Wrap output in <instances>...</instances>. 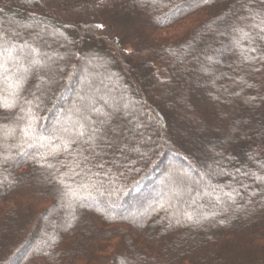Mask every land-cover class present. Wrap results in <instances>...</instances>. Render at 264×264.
Segmentation results:
<instances>
[{
  "label": "trees",
  "instance_id": "trees-1",
  "mask_svg": "<svg viewBox=\"0 0 264 264\" xmlns=\"http://www.w3.org/2000/svg\"><path fill=\"white\" fill-rule=\"evenodd\" d=\"M0 64V264H264V0H0ZM175 148L190 199L94 208L148 197Z\"/></svg>",
  "mask_w": 264,
  "mask_h": 264
},
{
  "label": "rangeland",
  "instance_id": "rangeland-1",
  "mask_svg": "<svg viewBox=\"0 0 264 264\" xmlns=\"http://www.w3.org/2000/svg\"><path fill=\"white\" fill-rule=\"evenodd\" d=\"M65 30L66 32H68L67 28ZM51 38L53 42H55L58 39V36L56 35V33H52ZM19 57L23 60L30 58L29 54H27L26 52H24V54H21ZM107 57L109 60H106ZM86 60H88L91 63H94V64L96 63L97 65H100L99 67H101V69H105V71L107 72L117 71V69L119 68V64H117V62L112 57L108 56L105 53H104V56L103 54L99 55L95 53H88ZM100 76L101 74L99 73V71L94 72L91 75V77L88 78V81L84 80L82 82L75 83L73 85V90H77V88H82L81 91L83 89H87V87L90 84H93V81L95 79H98ZM65 100L66 99H63L61 102H65ZM52 101L57 102L51 99V103ZM92 107L93 105L89 103L85 105L86 112H84L83 114L84 117L87 115L89 117V115L92 113V110H91L93 109ZM56 112L60 113L61 115L63 114L65 115V112L63 111L62 113L59 112L58 107H57ZM50 114H51V118L47 120L45 124V128H44L45 130L43 129L44 131H49V130L51 131L52 128H55V124L53 121L57 119L58 115L57 113H55V111L52 112V110L50 111ZM158 115L160 119L164 118L166 120V125L169 126V122H170L169 117H167V115H165V117L164 116L162 117L160 113H158ZM95 131L98 133V130H95ZM129 134L135 135L134 133H131V132H129ZM187 154L188 153L184 149L178 151V149L176 148L172 152L171 150H169L167 153L163 154L162 162H159V165H157L156 167L157 168L156 170L159 169L160 175L158 179L156 180V183L153 186L151 192H149L148 197L147 196L146 197L145 196L143 197L135 196L134 198L129 197L123 200H118L117 198V200L114 201L115 203L112 204L113 202H110V201L113 200L112 199L113 197L111 195H105L104 201H101L99 199V201L97 200L94 202L93 204L94 208L100 212L108 210L107 211L108 213H114V214L120 213V214H123V216H127L128 218H135V219L144 216L151 207L154 208L155 206H157L158 203H161V202H166V204H168L169 206V210L172 211L173 209L171 208H175L177 206L178 199L180 198L181 194L187 196L189 199L191 198V195H189V193L191 192V190L194 187L193 185L197 181L196 178H199V179L202 177L204 178L202 167L191 163V159L187 156ZM135 161L138 162L137 159H135ZM186 170L190 171V173H187ZM174 172H177V173L183 172L185 174V178L184 179L180 178L177 185L172 186V184L169 183V180H170L171 174ZM182 203L183 201L180 202V204ZM185 209L187 210V207ZM38 234L39 232L37 231V235ZM35 242H36L35 238L33 242H29L26 246L27 250L31 248H35L36 246ZM13 259L14 258H12L11 260L12 261L11 264H14L15 262V260Z\"/></svg>",
  "mask_w": 264,
  "mask_h": 264
},
{
  "label": "snow or ice",
  "instance_id": "snow-or-ice-1",
  "mask_svg": "<svg viewBox=\"0 0 264 264\" xmlns=\"http://www.w3.org/2000/svg\"><path fill=\"white\" fill-rule=\"evenodd\" d=\"M0 68H3V65L2 64H0ZM30 129H31V125L30 124L23 129V132H24L25 137L29 136Z\"/></svg>",
  "mask_w": 264,
  "mask_h": 264
}]
</instances>
